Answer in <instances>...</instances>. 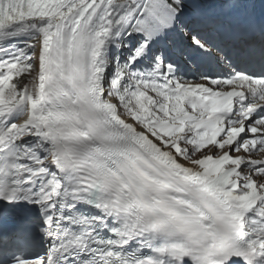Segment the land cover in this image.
I'll use <instances>...</instances> for the list:
<instances>
[{"label":"snow or ice","instance_id":"6c2138e0","mask_svg":"<svg viewBox=\"0 0 264 264\" xmlns=\"http://www.w3.org/2000/svg\"><path fill=\"white\" fill-rule=\"evenodd\" d=\"M0 264H264V0H0Z\"/></svg>","mask_w":264,"mask_h":264}]
</instances>
